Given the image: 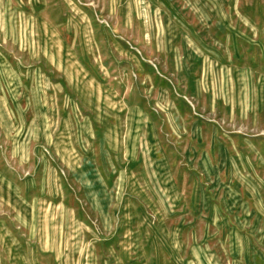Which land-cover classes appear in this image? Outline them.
Masks as SVG:
<instances>
[{
	"label": "rangeland",
	"instance_id": "obj_1",
	"mask_svg": "<svg viewBox=\"0 0 264 264\" xmlns=\"http://www.w3.org/2000/svg\"><path fill=\"white\" fill-rule=\"evenodd\" d=\"M0 264H264V0H0Z\"/></svg>",
	"mask_w": 264,
	"mask_h": 264
}]
</instances>
